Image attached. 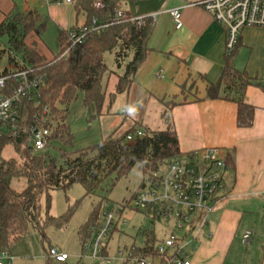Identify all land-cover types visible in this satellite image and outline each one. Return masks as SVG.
<instances>
[{"label":"trees","instance_id":"16d2710c","mask_svg":"<svg viewBox=\"0 0 264 264\" xmlns=\"http://www.w3.org/2000/svg\"><path fill=\"white\" fill-rule=\"evenodd\" d=\"M97 1L103 5L101 9L94 7ZM140 1L147 0H77V8L86 14L84 27L88 31L85 40L81 45L71 48L66 59L54 62L47 61L24 42L30 33L43 27L39 24L40 16L36 12L14 9L0 23V62L5 57L7 64L15 68L28 66L42 80L38 88V105L24 100L19 123L14 127L0 124V249L9 250L13 243L28 233L30 227L43 233L40 198L43 194L48 195L50 190H66L78 183L84 188L85 195H92L102 189L105 183L111 189L117 179L127 175L134 167L146 175L160 162L182 154L171 121L170 110L174 104L166 105L161 114L166 126L163 130H150L141 124L118 135L114 130L91 149L70 154L62 152V164L59 166L46 153L33 151L30 145V129L39 125L36 119L46 116L54 123L49 144L51 141L71 143L72 136L65 117L68 104L78 92L83 94V104L100 114L104 102L101 79L107 71L102 60L103 53L113 52L117 68L124 66L114 94L128 93L136 72L151 51L147 44L153 31V19L145 17L140 22L126 21L105 28L95 27L106 24L108 15L117 5ZM93 20H96V26H92ZM57 40L59 53L55 58L69 47L66 32L62 31ZM238 44L229 55H225L219 80L207 84L205 98L234 103L237 127L248 128L252 124L254 108L244 101V92L248 86L259 84L248 78L245 71L235 68L233 58ZM5 72L6 68L0 75ZM138 130L142 133L140 137L126 140L127 135H135ZM8 145L12 146L16 157L3 159L2 150ZM21 179L25 181V186L18 191L13 183ZM100 214V211H94L80 227L82 245L87 243L86 239L91 235L90 228L98 226ZM68 215L64 216L65 219ZM54 220L48 218L46 222ZM62 224L56 223L59 227ZM143 235L145 244L143 247L131 245V256L136 259L158 258L163 262L154 246L157 240L155 234L150 231ZM105 254L103 249L102 255ZM121 264L131 263L127 260Z\"/></svg>","mask_w":264,"mask_h":264},{"label":"crops","instance_id":"0c3cea01","mask_svg":"<svg viewBox=\"0 0 264 264\" xmlns=\"http://www.w3.org/2000/svg\"><path fill=\"white\" fill-rule=\"evenodd\" d=\"M201 1L122 4L132 18L153 17L147 44L151 51L136 72L133 85L164 107L174 104L171 121L182 154L216 147L229 165L223 174L228 196L208 214L198 246L186 250L190 264H264V28H245L238 38L234 66L259 84L244 92V101L254 108L252 124L238 128L234 103L205 98L207 84L216 83L221 75L226 34L199 6ZM76 4L77 0H0V23L14 9L36 12L43 27L24 42L51 61L52 57L45 56L39 34L48 22L55 26L57 37L62 31L84 27L86 14ZM175 9L180 11L179 29L170 16ZM245 232L251 236L242 244ZM159 262L153 258L148 264Z\"/></svg>","mask_w":264,"mask_h":264},{"label":"built area","instance_id":"2783aa9c","mask_svg":"<svg viewBox=\"0 0 264 264\" xmlns=\"http://www.w3.org/2000/svg\"><path fill=\"white\" fill-rule=\"evenodd\" d=\"M199 6L224 29L225 55L234 49L245 28H264V0H202ZM94 7L101 9L103 5L97 1ZM170 16L175 28L179 29L182 25L180 11L172 10ZM143 18H132L123 11L122 5H117L108 15L106 24L96 26L97 22L93 20L92 26L105 28L126 21L140 22ZM87 31L86 27L68 30V49L50 62L66 59L71 48L84 42ZM33 71L28 66L15 68L10 65L0 75V124L9 127L18 124L24 100L38 105V88L42 80ZM44 112L47 113V109ZM35 121L39 125L30 129V145L33 151L40 152L49 144L54 123L47 116ZM141 134L138 130L135 135H127L126 140L131 141ZM228 169L225 154L216 147L186 153L182 160L173 158L160 162L145 175L140 188L127 202L105 204L107 212L90 242L94 254H102L105 241L117 225L114 216L125 211H137L151 221L168 227L164 236L154 244L164 260L159 264H190L186 250L198 246V237L207 223L208 214L228 196L223 183V174ZM250 236V232H245L242 244H247ZM118 255L122 260L123 253L119 251ZM47 258L55 263H65L68 255L59 248L50 247ZM123 260H129L131 264H148L151 259L133 258L128 251ZM99 261L100 264L109 262L104 256ZM0 264H13L9 250L0 249Z\"/></svg>","mask_w":264,"mask_h":264},{"label":"rangeland","instance_id":"374dc122","mask_svg":"<svg viewBox=\"0 0 264 264\" xmlns=\"http://www.w3.org/2000/svg\"><path fill=\"white\" fill-rule=\"evenodd\" d=\"M57 33L55 26L48 22L44 31L39 34L40 44L47 58H54L59 53ZM102 60L107 71L101 79L104 102L100 114L94 109L87 108L83 104V94L78 92L76 98L68 104L65 117V123L72 136L71 143L51 141L43 151L37 152L46 153L58 166L62 164V152L70 154L91 149L114 130L118 135L140 124L150 130H163L166 127L161 117L165 107L153 98H146L140 88L133 85L128 93L114 94L115 85L124 66L117 68L114 64L113 52L103 53ZM6 67L7 61L3 57L0 62V72ZM183 155L174 159L182 160ZM1 157L3 159L16 157L11 145L2 150ZM144 177L145 174L134 167L127 175L117 179L111 189L105 183L102 189L96 190L92 195H85L84 188L78 183L66 190H50L48 195L43 194L40 198V224L43 233H40L39 229L30 227L26 235L11 245L9 253L13 264H100V257L104 255H95L90 242L101 226L103 215L107 212L105 204L127 202L140 188ZM24 186L23 179L13 183V187L18 191ZM94 211L101 212L99 224L95 228H90L91 235L86 239L87 243L82 245L79 229ZM66 214L69 215L65 219ZM48 218L55 220L49 223L46 222ZM114 219L117 222L116 229L111 231L104 246L106 253L104 257L109 260L107 264L123 263L131 245L142 247L146 242L144 232H154L159 240L168 230V227L151 221L137 211H125L115 215ZM58 222L63 223L61 227L56 225ZM50 247L65 252L68 255L66 262L49 261L47 252ZM119 251L123 253L122 260L119 258Z\"/></svg>","mask_w":264,"mask_h":264}]
</instances>
